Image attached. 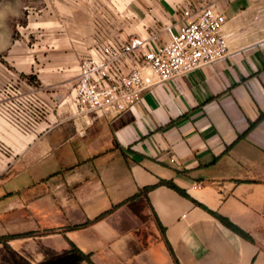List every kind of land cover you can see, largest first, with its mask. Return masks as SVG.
<instances>
[{"label": "crops", "instance_id": "0c3cea01", "mask_svg": "<svg viewBox=\"0 0 264 264\" xmlns=\"http://www.w3.org/2000/svg\"><path fill=\"white\" fill-rule=\"evenodd\" d=\"M104 1H57L53 50L15 64L37 79L21 88L51 108L28 132L0 113V264H264V116L250 126L264 113L257 0ZM211 1L226 17L223 58L145 90L118 115L79 113V59L103 37L167 40L181 6ZM97 14L114 17L95 24ZM151 184L142 218L125 200Z\"/></svg>", "mask_w": 264, "mask_h": 264}, {"label": "built area", "instance_id": "2783aa9c", "mask_svg": "<svg viewBox=\"0 0 264 264\" xmlns=\"http://www.w3.org/2000/svg\"><path fill=\"white\" fill-rule=\"evenodd\" d=\"M183 20L167 40L157 33L113 40L103 37L95 53L79 59L71 100L79 113L93 118L115 116L139 102L145 90L211 63L227 54L226 17L216 2L180 7ZM3 91V90H2ZM51 106L33 89L9 83L0 98V113L16 128L35 129ZM0 151L7 148L0 143ZM175 161L174 156L170 157Z\"/></svg>", "mask_w": 264, "mask_h": 264}, {"label": "rangeland", "instance_id": "374dc122", "mask_svg": "<svg viewBox=\"0 0 264 264\" xmlns=\"http://www.w3.org/2000/svg\"><path fill=\"white\" fill-rule=\"evenodd\" d=\"M57 1L60 0H0V98L13 80L20 86L23 85L21 80H30L32 85L38 86L36 78L19 72L15 64L22 66L29 55L37 60L53 50L55 39L61 35L56 30L57 23L62 20L48 9L53 8ZM96 1L100 3L102 0ZM106 1L107 5L118 3L120 6L125 0ZM257 2L255 21L262 18L264 22V0ZM112 17V14H97L94 22L100 24ZM7 72L13 74L12 77L7 76Z\"/></svg>", "mask_w": 264, "mask_h": 264}, {"label": "trees", "instance_id": "16d2710c", "mask_svg": "<svg viewBox=\"0 0 264 264\" xmlns=\"http://www.w3.org/2000/svg\"><path fill=\"white\" fill-rule=\"evenodd\" d=\"M264 116V113L261 114L255 121L251 122L250 123V126L254 125L255 123H257L258 121H260L262 119V117ZM159 183H163V184H166L176 190H178L179 192L185 194V195H188L184 189L180 188L177 184H175L172 180H169V179H160ZM155 186V184H151V185H146V186H143L141 188H139L133 195H131L130 197H128L125 202L142 218H144V213L142 212V209L144 207H151V204L149 202V199H148V191L153 188ZM196 203L198 204H201L199 203L198 201H196L195 199H193ZM215 213V212H214ZM217 216H219L221 218V220H223L227 225L237 229L240 233H242L243 235L247 236V237H250L248 233H246L245 231H243L242 229H240L239 227H237L235 224H233L231 221H229L226 217L224 216H221L217 213H215ZM154 218H155V221L156 223L160 226V222L156 216V214H154ZM167 246L168 248L170 249L171 253L173 254L172 252V248L171 246L169 245V243L167 242ZM82 253V252H81ZM83 254V253H82Z\"/></svg>", "mask_w": 264, "mask_h": 264}]
</instances>
